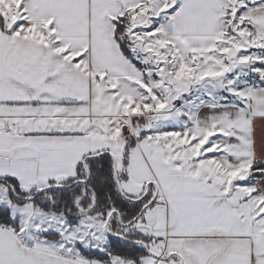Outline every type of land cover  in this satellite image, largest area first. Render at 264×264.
<instances>
[{
  "label": "snow or ice",
  "instance_id": "1",
  "mask_svg": "<svg viewBox=\"0 0 264 264\" xmlns=\"http://www.w3.org/2000/svg\"><path fill=\"white\" fill-rule=\"evenodd\" d=\"M0 264H264V0H0Z\"/></svg>",
  "mask_w": 264,
  "mask_h": 264
}]
</instances>
